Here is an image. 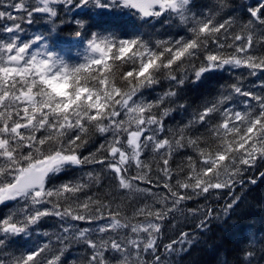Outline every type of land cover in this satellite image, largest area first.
Returning a JSON list of instances; mask_svg holds the SVG:
<instances>
[{
    "label": "snow or ice",
    "instance_id": "6c2138e0",
    "mask_svg": "<svg viewBox=\"0 0 264 264\" xmlns=\"http://www.w3.org/2000/svg\"><path fill=\"white\" fill-rule=\"evenodd\" d=\"M58 5L100 12L127 10L145 24L168 16L187 34L153 40L149 33L117 38L93 32L84 62L71 63L70 56L53 50L43 33L23 37V23L32 24L34 13L57 18ZM0 7V205L15 202L0 218V252L13 238L29 236L44 218L61 221L55 243L44 232L50 237L47 242L0 259V264H169L168 257L194 242L188 232L169 243L159 242L164 221L183 213L185 201L228 189L232 199L225 215L238 204L235 186L244 184L245 171L264 161V94L245 90L240 81L228 85L184 126L169 129L171 135L161 138L164 119L174 110L162 106L171 104L178 93L170 88L148 102L142 91L161 78L182 86L189 69L193 83L226 66L247 68L250 75L264 71V53L254 51L256 45H264V0L247 6L249 18L239 32H233L236 18L221 19L228 0H215L207 12L196 11L193 0H8L7 4L0 0ZM76 24L84 27L80 20ZM177 69L183 72L179 78ZM260 87L264 89V82ZM236 96L244 98L242 110L234 106ZM213 115L219 116L215 124ZM195 125H206L208 136L189 135ZM96 134L105 136V143L83 155L80 150ZM184 147L193 148L198 159L188 156L186 175L179 178L184 171L179 168L173 184L169 160L174 149ZM149 151L162 161L156 171L162 174L166 194L135 183H154L152 162L146 158ZM85 165H101L113 174L115 189L105 193L111 200L87 194L101 184V174L95 171L59 185L51 183L57 174ZM160 179L156 187H161ZM126 195L143 201L131 218L119 211ZM118 199L117 210H112ZM187 211L201 216L196 226L201 231L214 218L211 208ZM136 217H144V222L133 223ZM256 243L255 237L250 238V244ZM74 245H84L85 254L66 262ZM254 256V251L246 250L244 264H252Z\"/></svg>",
    "mask_w": 264,
    "mask_h": 264
},
{
    "label": "trees",
    "instance_id": "16d2710c",
    "mask_svg": "<svg viewBox=\"0 0 264 264\" xmlns=\"http://www.w3.org/2000/svg\"><path fill=\"white\" fill-rule=\"evenodd\" d=\"M215 0H193L194 8L198 12H207ZM8 0H4L7 4ZM257 0H228L229 7L225 9L221 19L228 16L236 18L237 25L233 32H239L242 22L249 18L246 11L247 6L255 5ZM58 17L49 20L46 15L34 13L33 23L22 24L24 28L23 37L25 39L43 33L48 37V43L53 50L59 51L66 58L71 57V63H82L83 57L86 54V42L93 32L104 35H113L117 38H130L137 34L149 33L153 40L169 39L179 35H186V30L178 23L170 19L168 16H162L159 19L153 20L151 24H145L142 21L135 20L127 14V10L120 12H100L92 7L84 9L69 8L64 5H58ZM0 10H3L0 7ZM15 14V13H14ZM80 20L84 27L76 24ZM10 23V22H7ZM79 33V35H78ZM215 50V46H209ZM226 51H232L226 49ZM254 51L257 54L264 53V45H256ZM199 66V61H196ZM183 74L182 70L177 69L176 75L179 78ZM193 75L191 70H188V78L182 86H177L174 81L161 78L160 83L154 85L150 89L142 91V98L148 102L155 101L161 94L168 91L170 88L177 91L178 95L173 98L171 104L163 105L162 107H171L174 109L169 116L164 119L165 131L160 133V137L170 136L169 129H177L184 126L195 112L202 110L208 103L212 102L221 91L226 89V86L233 83L241 82L245 90L255 91L258 94H264V89L260 87L264 82V71L257 70L256 75H250V70L247 68L233 69L225 67L223 70H214L205 73L200 81L193 83ZM244 98L236 96L234 106L237 110H242L244 105L240 103ZM179 104H184V108L178 107ZM232 106V105H230ZM157 111V110H154ZM219 120L218 115H213L211 123L215 124ZM206 125H195L189 130V135L196 137L203 134L208 136ZM39 135V133L37 134ZM110 138V134H106ZM101 143H105V136L96 134L89 143L80 151L83 155L89 152H94ZM163 149L161 153H163ZM106 153H100L105 155ZM155 156V160L152 157ZM192 156L197 160V153L191 147L174 149L169 166L173 169V179L171 183L175 184L178 178L176 173L179 168H183V172H179V178H183L187 169V157ZM146 158L152 162L153 171L150 173L154 183L146 185L139 181L141 188L151 187L153 192L165 193L166 189L162 187V174L156 171L157 164H161L160 156L152 152L146 154ZM95 171L101 174L102 181L99 186L92 187L87 194H96L103 200H111V196H106L105 193L109 189H115L117 181L113 174L107 171L101 165H85L82 167L70 168L65 172L57 174L52 184L66 183L69 180H74L81 176L83 172ZM132 173L135 174L133 168ZM264 161L257 162L255 167H252L244 172V184H237L234 189L235 195L240 197L236 206L233 207L226 215L224 212L227 203L231 202L232 193L228 189L214 190L205 196L194 197L182 204L183 213L177 212L168 217L164 221L162 235L160 238L161 245L169 243L171 240L178 239L181 232H188L190 237H194V242L188 246L185 245L186 251H177L168 257L169 264H244L242 254L248 251H254L255 256L252 264H264ZM161 177L159 183L161 187H156L157 178ZM255 180L256 183H251ZM183 191V190H181ZM113 195L117 197L120 193L113 191ZM84 194H80L83 199ZM124 206L119 209L123 214L132 217L134 209L143 201L138 199H130L129 196L123 197ZM117 201L112 202V210L116 209ZM149 202H151L149 200ZM15 202L4 206L0 209V218L4 217L8 211L13 208ZM158 207V206H157ZM201 212L207 208L214 210V218L208 221L206 230L201 231L196 226L199 223L201 216H192L187 209H197ZM101 221L99 223H106ZM133 223L144 222V217H136L132 220ZM81 227H96V224L89 225L80 223ZM61 221L54 216L46 217L42 220L38 227H34L27 237L13 238L4 252H0V259L7 260L12 255L19 256L23 252H27L36 248L49 240L51 237L55 243V236L60 233ZM127 231V230H125ZM47 232L49 236H44L42 233ZM143 235V234H142ZM255 237L257 243L250 244V238ZM179 247L178 245L176 246ZM85 254L84 245H74L69 249L65 256V261H71Z\"/></svg>",
    "mask_w": 264,
    "mask_h": 264
},
{
    "label": "water",
    "instance_id": "95a60500",
    "mask_svg": "<svg viewBox=\"0 0 264 264\" xmlns=\"http://www.w3.org/2000/svg\"><path fill=\"white\" fill-rule=\"evenodd\" d=\"M7 203H9V202H7ZM7 203H6V204H7ZM3 205H5V204H3ZM3 205H0V207H2Z\"/></svg>",
    "mask_w": 264,
    "mask_h": 264
}]
</instances>
